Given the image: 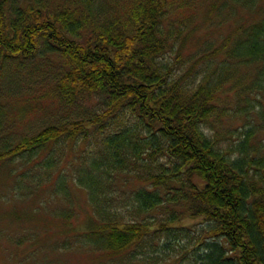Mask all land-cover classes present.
Segmentation results:
<instances>
[{
  "label": "trees",
  "instance_id": "obj_1",
  "mask_svg": "<svg viewBox=\"0 0 264 264\" xmlns=\"http://www.w3.org/2000/svg\"><path fill=\"white\" fill-rule=\"evenodd\" d=\"M202 10L232 36L184 57ZM0 69V172L21 160L15 195L53 183L50 205L85 189L74 244L264 264L261 0H0Z\"/></svg>",
  "mask_w": 264,
  "mask_h": 264
},
{
  "label": "rangeland",
  "instance_id": "obj_2",
  "mask_svg": "<svg viewBox=\"0 0 264 264\" xmlns=\"http://www.w3.org/2000/svg\"><path fill=\"white\" fill-rule=\"evenodd\" d=\"M261 5L264 6V0H261ZM205 20V10H202L195 25L192 26L196 29L186 41L184 57L195 54L204 46L207 39L210 40L209 42L219 45L223 37L232 36L230 33L235 27L234 24L219 25L215 22L221 21L214 20V18L210 21ZM223 57V54L218 55L215 62ZM0 72L2 73L1 69ZM28 80L33 92L39 87L41 90L42 84L45 85L41 78L35 79L32 83L33 79ZM224 94L221 99H224ZM27 121L31 125L42 122L34 115H30ZM42 157L43 154L40 159ZM59 159L63 166L59 173L71 167L69 155L67 157L64 155ZM21 165V160L15 159L4 167V169L7 168L6 177L2 176V170L0 172V264H116L115 261L119 256L113 258L109 253L93 251L88 246L86 248L81 247L77 242L74 244V239L72 241L68 239L66 234H63V231L73 232L75 235V233L80 234L88 230L89 222L93 217L86 190L75 183L71 184L72 208H69L68 201H62L60 198L54 199V202L49 204L50 198L48 196L51 195L50 187H54L53 183L51 185L47 183L36 188V195L30 199L25 197L23 190L15 195L14 183L19 178L22 180V177H19L18 173L12 174L10 170ZM25 167L27 166L20 168L21 173L27 171L29 165L27 168ZM52 211L71 213L69 217L61 220L59 216L56 218L50 216ZM67 239L69 243L66 244ZM131 248L126 253L131 252L133 250ZM124 253L125 251L120 254L121 261L119 264L121 262L122 264H192L177 260L171 255L173 252L166 257H163V254H154L148 261L142 256H137V259L133 261L124 260ZM160 255L161 257H158Z\"/></svg>",
  "mask_w": 264,
  "mask_h": 264
}]
</instances>
